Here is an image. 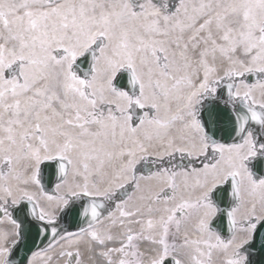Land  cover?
Wrapping results in <instances>:
<instances>
[{
	"label": "snow or ice",
	"instance_id": "6c2138e0",
	"mask_svg": "<svg viewBox=\"0 0 264 264\" xmlns=\"http://www.w3.org/2000/svg\"><path fill=\"white\" fill-rule=\"evenodd\" d=\"M0 264H264V0H0Z\"/></svg>",
	"mask_w": 264,
	"mask_h": 264
},
{
	"label": "flooded vegetation",
	"instance_id": "af4514ba",
	"mask_svg": "<svg viewBox=\"0 0 264 264\" xmlns=\"http://www.w3.org/2000/svg\"><path fill=\"white\" fill-rule=\"evenodd\" d=\"M255 163V162H254Z\"/></svg>",
	"mask_w": 264,
	"mask_h": 264
},
{
	"label": "water",
	"instance_id": "95a60500",
	"mask_svg": "<svg viewBox=\"0 0 264 264\" xmlns=\"http://www.w3.org/2000/svg\"><path fill=\"white\" fill-rule=\"evenodd\" d=\"M260 174V173H259Z\"/></svg>",
	"mask_w": 264,
	"mask_h": 264
}]
</instances>
